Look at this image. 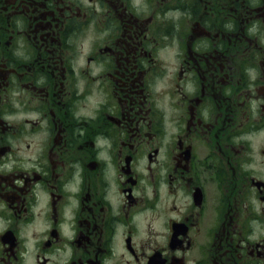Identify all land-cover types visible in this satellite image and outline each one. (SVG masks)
<instances>
[{"label": "flooded vegetation", "instance_id": "af4514ba", "mask_svg": "<svg viewBox=\"0 0 264 264\" xmlns=\"http://www.w3.org/2000/svg\"><path fill=\"white\" fill-rule=\"evenodd\" d=\"M0 264H264V0H0Z\"/></svg>", "mask_w": 264, "mask_h": 264}, {"label": "rangeland", "instance_id": "374dc122", "mask_svg": "<svg viewBox=\"0 0 264 264\" xmlns=\"http://www.w3.org/2000/svg\"><path fill=\"white\" fill-rule=\"evenodd\" d=\"M79 45H80V44H79ZM84 45L87 46V45H90V43H89L88 41H87V42L85 41V42H84ZM85 56H86V55H85Z\"/></svg>", "mask_w": 264, "mask_h": 264}]
</instances>
